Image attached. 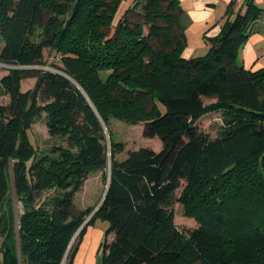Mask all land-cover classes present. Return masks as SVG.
<instances>
[{
    "label": "trees",
    "instance_id": "obj_1",
    "mask_svg": "<svg viewBox=\"0 0 264 264\" xmlns=\"http://www.w3.org/2000/svg\"><path fill=\"white\" fill-rule=\"evenodd\" d=\"M120 2L0 0V63L22 66L1 78L0 224L12 216L11 181L22 213L18 242L0 228V264H66L97 217L106 264H264V67L237 62L259 9L249 0L231 19L227 6L207 52L185 58L179 0H135L114 25ZM29 76L34 90L19 91ZM41 111L62 141L47 150L29 135ZM215 111L213 138L204 122ZM110 119L141 124L161 147L115 157L123 144ZM102 122L109 185L81 226L93 208H76L75 193L91 174L107 179ZM179 189L200 223L188 233L174 220Z\"/></svg>",
    "mask_w": 264,
    "mask_h": 264
},
{
    "label": "crops",
    "instance_id": "obj_2",
    "mask_svg": "<svg viewBox=\"0 0 264 264\" xmlns=\"http://www.w3.org/2000/svg\"><path fill=\"white\" fill-rule=\"evenodd\" d=\"M248 1L179 0L180 10L177 13V21L186 41L181 55L190 58L205 54L210 45L209 39L221 31L222 24L227 18V6L230 5L229 17L233 19L237 14L245 12ZM250 1L259 10L257 17L247 27L246 39L238 48L237 62L244 68L255 70L264 67V0ZM134 4L135 0H121L114 15L113 24L116 25L124 12L133 7ZM76 194L77 192L74 197ZM97 203L90 205V207L94 210ZM88 206L84 205L77 208L84 209ZM92 211L87 215L86 220L92 215ZM106 227L107 223L87 224L75 242L66 264H106L102 257V242L105 238ZM111 235L109 233L107 238H111Z\"/></svg>",
    "mask_w": 264,
    "mask_h": 264
},
{
    "label": "rangeland",
    "instance_id": "obj_3",
    "mask_svg": "<svg viewBox=\"0 0 264 264\" xmlns=\"http://www.w3.org/2000/svg\"><path fill=\"white\" fill-rule=\"evenodd\" d=\"M156 44V41H153ZM44 55L47 56V51L44 52ZM12 68H22L20 65H3L0 63V105H5L9 102L10 96L5 89L4 84L1 82L2 76L8 74L10 69ZM34 68H44L43 66ZM38 76H29L23 77L19 79L18 87L19 91L32 93L34 90L35 84L37 82ZM214 99L206 98L205 102L210 103ZM35 117V121L30 123L29 126V135L31 140L37 147L41 150H47L54 143H61V139L57 136H50L45 124V112L41 111L39 114L33 115ZM110 127H111V136L114 140L119 141L123 144V150L118 151L115 154L117 158H123L128 151L136 150L140 147H149L154 150H158L161 147L160 141L155 137H145L142 132L141 124H130L123 120L118 119H110ZM204 126L206 127V131L209 135L215 138L220 130L221 126V116L220 111H215L209 114V117L205 120ZM108 135L109 145H110V136ZM106 136V134H105ZM110 149V148H109ZM109 160H110V150H109ZM108 165L105 169V173H107L108 177ZM12 179V177H11ZM107 180V179H106ZM106 180L102 177L101 172H97L88 176L86 179L82 189L77 192L76 196L73 199L75 207L84 206V205H93L96 202L99 203L100 196L103 193V189L106 185ZM180 189L176 192V200L173 204L174 210V220L176 224L185 232L188 233L189 230L198 228L200 223H198L197 219L194 216H189L185 214L182 204L179 202L180 198ZM9 196L12 201V216L9 218L8 223L6 225H1V230L11 229V232L15 234L16 240L18 242V228H19V217L22 213L21 203L18 201L13 181H11V189ZM97 203V205H98ZM96 205V206H97ZM96 206H94L96 208ZM100 224L107 223L105 220L97 217L95 218L91 224ZM2 235L0 234V240ZM75 238V237H74ZM65 259V258H64ZM64 261H62L63 264Z\"/></svg>",
    "mask_w": 264,
    "mask_h": 264
},
{
    "label": "water",
    "instance_id": "obj_4",
    "mask_svg": "<svg viewBox=\"0 0 264 264\" xmlns=\"http://www.w3.org/2000/svg\"><path fill=\"white\" fill-rule=\"evenodd\" d=\"M2 64V63H1ZM3 65H5V66H7L6 64H3ZM57 72H59V73H61V74H63L62 72H60V71H57ZM102 125H103V127H104V130H105V134H106V141H107V148H108V161H109V165H108V177H107V180H106V185H105V189H104V192H103V194H102V196H101V198H100V201H99V203H98V205L96 206V208H94V210L92 211V213L91 214H93V212L98 208V206L102 203V201H103V198H104V196H105V193H106V190H107V188H108V185H109V177H110V160H109V139H108V135H107V133H108V131H107V129H106V127H105V125L103 124V122H102ZM90 214V215H91ZM86 222V219L84 220V222L81 224V226L84 224ZM81 226L78 228V230L75 232V234H74V236H73V238H72V240H71V242L73 241V239H74V237L76 236V234L78 233V231L80 230V228H81ZM2 230H4V229H2ZM63 260H64V258H63Z\"/></svg>",
    "mask_w": 264,
    "mask_h": 264
}]
</instances>
